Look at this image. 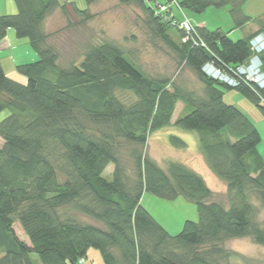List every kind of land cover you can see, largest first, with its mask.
I'll return each mask as SVG.
<instances>
[{
  "label": "trees",
  "instance_id": "16d2710c",
  "mask_svg": "<svg viewBox=\"0 0 264 264\" xmlns=\"http://www.w3.org/2000/svg\"><path fill=\"white\" fill-rule=\"evenodd\" d=\"M13 1L16 12L0 15V41L13 29L17 38H28L38 59L16 64L12 72L0 60V112L9 111L0 120V264H32V253L41 264H78L89 258L90 248L104 264H224L230 253L222 243L229 238L249 236L264 246V219L260 225L251 200L255 196L264 209L260 133L244 112L224 101L222 88L236 89L264 116V87L243 79L229 87L201 68L210 62L234 75L251 58L250 39L264 34V24L238 40L220 28L194 25L183 41L180 17L156 13L154 0H119L142 6L179 65L201 81L197 94L170 77L144 75L112 41L86 46L67 67L56 64L58 54L43 28L46 18L56 7L63 13L70 7L83 18L87 9L73 1ZM176 1L193 12L231 3L237 26L251 19L240 11L245 0ZM171 28L179 42L169 37ZM259 57L264 70V50ZM117 91L133 99L122 100ZM178 101L189 113L171 122ZM168 125L198 133L206 164L226 184V206L211 200V189L193 169L173 160L164 169L144 153L148 136ZM120 139L132 144L133 181L122 167ZM169 139L186 147L175 135ZM110 164L113 171L105 177ZM144 192L168 200L185 197L195 203L198 220H185L178 233H169L142 205ZM65 207L101 224L65 215ZM15 221L29 244L15 233Z\"/></svg>",
  "mask_w": 264,
  "mask_h": 264
},
{
  "label": "rangeland",
  "instance_id": "374dc122",
  "mask_svg": "<svg viewBox=\"0 0 264 264\" xmlns=\"http://www.w3.org/2000/svg\"><path fill=\"white\" fill-rule=\"evenodd\" d=\"M69 1L75 2L79 9H87V17L83 18L84 16L81 14H74L70 7H68L66 13H63L62 10L56 7L46 18L43 28L49 35L47 39L48 43L54 47L58 54L56 64L67 67L71 60L78 61L80 59L86 46L90 44L100 45L102 42L112 41L125 51L127 59L134 62L144 75L146 74L153 78L170 77L171 80H175L186 89L193 90L197 94L202 92L201 81L196 78L190 68L179 65V58L176 52L157 35L155 27L151 24L150 18L142 6H139L135 2L124 3L119 0H91L88 5L85 0H59V3L62 4ZM161 1L163 2L164 0ZM172 1L169 0L170 3ZM170 9L172 13L175 12L182 19L187 17L195 26L202 25L210 30L220 28L224 32H228L233 40L250 35L251 32L257 31L264 24V0H245L240 5V11L250 16L251 19L239 26H237L232 16L231 3H227L224 6L211 5L201 12L183 9L178 3L177 5H172ZM167 33L174 41L179 42L176 29H168ZM260 33L258 32L251 38H255ZM13 34L17 38L14 30ZM17 40L21 43L13 51V55H16V62L19 64L18 54L22 56V61H26L20 64L33 62L30 59V55L25 53L26 50L24 49L28 47L30 53L31 51L35 53L28 42V38H17ZM259 41L260 44H263L264 36ZM22 42H25V44H22ZM13 55L10 52L5 56L0 55L3 69L6 72H11L15 68L12 60ZM261 72H263L261 78L264 79L263 65ZM222 88L224 91V101L231 105L234 104L244 112L259 130L261 142L257 146V149L262 153L264 158V116L254 104L236 89ZM116 93L122 100L133 99L130 92L117 91ZM8 112V110L1 111L0 120ZM187 113H189V109L185 110V105L181 101H178L171 122ZM170 135H175L184 140L186 147H175L170 142ZM3 142L0 137V145ZM117 146L122 167L131 181H133L134 173L129 154L132 144L124 139H120ZM143 151L151 156L158 166L164 169L167 168L166 164L170 160L182 162L190 169H193L201 175L206 185L211 189V200H216L224 206L227 205L226 184L216 174L212 173L208 164H206L204 155L200 151L197 132L191 130L185 131L174 125H168V127L160 128L148 136ZM112 171L113 166L110 164L106 167L104 176L109 177ZM251 200L257 208V221L262 225L264 209L255 196L252 195ZM141 203L152 214L155 220L164 224L172 232L171 234L178 233L185 220H198L195 203L188 201L183 196L168 200L159 198L152 193L144 192L141 196ZM61 212L81 222L101 224L88 215L75 212L69 207H65V210ZM13 226L15 227L17 236L29 244L28 237L23 233L19 223L15 221ZM222 247L230 253L228 261H224V264H264V246L255 244L249 236L229 238L222 243ZM90 251L89 258L85 260L81 259V262H78V264H104L101 254L97 249L90 248ZM29 258H31L32 264H41L36 254H30Z\"/></svg>",
  "mask_w": 264,
  "mask_h": 264
},
{
  "label": "built area",
  "instance_id": "2783aa9c",
  "mask_svg": "<svg viewBox=\"0 0 264 264\" xmlns=\"http://www.w3.org/2000/svg\"><path fill=\"white\" fill-rule=\"evenodd\" d=\"M146 3H151V0H145ZM172 3V4H171ZM165 1L163 3H160L158 0H154L153 6H155V12H167L169 13V16L173 17L172 15L175 14V12L172 13L170 7L172 8V5H177L176 1ZM176 15V14H175ZM178 26L186 32L183 38V41L189 38L190 32H194L195 26L192 25L191 21L185 17L178 20ZM264 34L260 33V35L256 36L255 38H251L249 44H251L252 49V55L251 58L248 59L245 63L240 64L239 66L235 67V70L233 71L234 75H228L220 68L218 69L215 67L212 63L208 62L205 63L201 68L206 76L214 78L218 80L219 82H223L227 84L229 87L236 86L238 84V79H243L246 82L254 83L258 87L263 88L264 87V79L261 78L263 76V72H261V61H260V53L264 50V41H262L263 44H260V41L258 42L261 37H263ZM253 61H255L253 65ZM249 68V69H248Z\"/></svg>",
  "mask_w": 264,
  "mask_h": 264
},
{
  "label": "crops",
  "instance_id": "0c3cea01",
  "mask_svg": "<svg viewBox=\"0 0 264 264\" xmlns=\"http://www.w3.org/2000/svg\"><path fill=\"white\" fill-rule=\"evenodd\" d=\"M15 12H16L15 1H13V0H0V15H3V13H11V14H13ZM199 26H202V25H199ZM19 43H21V42H19L17 40V38H15V35L13 34V30L10 29V28L7 29L6 36L4 37L3 40L0 41V55L1 56H5V55H7L8 52H10L11 55H13V51H15V47L17 45H19ZM22 44H25V42H22ZM24 49L26 50L25 53L30 55L31 61H36L37 60L38 54L32 53V51L30 53V49L28 47H26ZM18 55H19L18 56L19 64L20 63H25L26 61H22V59H21L22 56L20 54H18ZM0 60H2L1 57H0ZM12 60H13L14 66H16V64H18L16 62L17 61L16 55H13ZM1 65H2V62H1ZM161 226H163L166 230H168V228L164 224H161ZM168 232L172 233V232H170V230H168ZM89 253H91L90 250L87 252L88 257H89ZM92 253H94V252H92Z\"/></svg>",
  "mask_w": 264,
  "mask_h": 264
},
{
  "label": "bare ground",
  "instance_id": "6f19581e",
  "mask_svg": "<svg viewBox=\"0 0 264 264\" xmlns=\"http://www.w3.org/2000/svg\"><path fill=\"white\" fill-rule=\"evenodd\" d=\"M255 61H253V65H254Z\"/></svg>",
  "mask_w": 264,
  "mask_h": 264
}]
</instances>
